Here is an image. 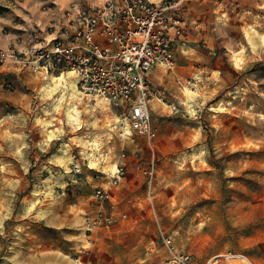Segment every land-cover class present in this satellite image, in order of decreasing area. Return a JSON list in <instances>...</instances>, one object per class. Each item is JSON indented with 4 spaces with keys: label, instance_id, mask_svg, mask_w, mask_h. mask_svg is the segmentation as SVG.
Masks as SVG:
<instances>
[{
    "label": "rangeland",
    "instance_id": "obj_1",
    "mask_svg": "<svg viewBox=\"0 0 264 264\" xmlns=\"http://www.w3.org/2000/svg\"><path fill=\"white\" fill-rule=\"evenodd\" d=\"M101 2L0 0V51L44 46L71 4ZM184 4L203 35L189 46L185 24L175 67L150 75L152 145L118 108L53 91L59 76L0 63V264H162L163 237L203 262L264 264V0ZM49 125L64 130L46 146ZM116 166L125 174L101 212L112 222L90 230L96 185Z\"/></svg>",
    "mask_w": 264,
    "mask_h": 264
},
{
    "label": "built area",
    "instance_id": "obj_2",
    "mask_svg": "<svg viewBox=\"0 0 264 264\" xmlns=\"http://www.w3.org/2000/svg\"><path fill=\"white\" fill-rule=\"evenodd\" d=\"M187 1L198 0L71 4L63 12L59 32L44 46H33L27 52L0 51V63L44 79L72 73L80 93L121 110L130 130L152 145L158 134L151 114L154 92L150 75L158 67H175L176 48L186 31L183 12ZM167 107L171 113L178 111L175 106ZM151 172L153 175L154 168ZM124 174L125 166H116L107 183L96 185L94 198L101 211L97 221L87 218L90 230L112 222L101 212ZM163 243L167 256L162 264H253L231 253L203 262L178 249L171 237H163Z\"/></svg>",
    "mask_w": 264,
    "mask_h": 264
},
{
    "label": "bare ground",
    "instance_id": "obj_3",
    "mask_svg": "<svg viewBox=\"0 0 264 264\" xmlns=\"http://www.w3.org/2000/svg\"><path fill=\"white\" fill-rule=\"evenodd\" d=\"M65 75H68L69 77L71 76L73 78V74L72 73H64L59 77L56 78H52L51 81L53 83V85L55 86V88H53V91H56L58 89L61 88H65V86H68L69 91L71 92V97L72 98H80L82 93H80L75 85V82H68L67 78H65ZM66 89V88H65ZM78 113V109L76 106H73L72 109H70V111L68 112L69 115V119L70 121L76 122L78 120V118L76 117ZM63 130L64 127H59V128H54V125H49L46 128V139L44 141V144L46 146L50 145L52 142H54L55 140L59 139L62 134H63ZM86 146H93L92 143H86ZM99 145H96L95 149L98 148ZM94 156V155H93ZM63 159H66L65 157H63ZM98 163H93L94 165H97ZM112 173H115V169L114 171H112Z\"/></svg>",
    "mask_w": 264,
    "mask_h": 264
},
{
    "label": "crops",
    "instance_id": "obj_4",
    "mask_svg": "<svg viewBox=\"0 0 264 264\" xmlns=\"http://www.w3.org/2000/svg\"><path fill=\"white\" fill-rule=\"evenodd\" d=\"M159 2V0H155ZM63 16V14H62ZM185 24L188 27V36H187V43L189 46L192 45L193 41L199 40L200 35H203L201 32H196V30L199 29V27L202 25L198 21V17L194 14V9L191 7L186 11V14L184 16ZM197 24H194V23ZM181 48V47H180Z\"/></svg>",
    "mask_w": 264,
    "mask_h": 264
}]
</instances>
